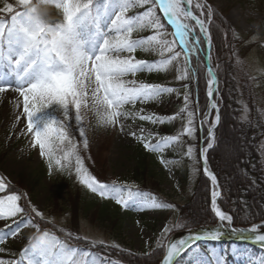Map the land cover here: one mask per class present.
<instances>
[{
  "label": "rangeland",
  "instance_id": "1",
  "mask_svg": "<svg viewBox=\"0 0 264 264\" xmlns=\"http://www.w3.org/2000/svg\"><path fill=\"white\" fill-rule=\"evenodd\" d=\"M200 2L210 6L212 11L216 10L234 30L235 39L238 40L236 48L239 50L235 64L236 78L241 82L242 74H246L250 92L249 99L240 98L241 116L245 121L255 120L264 128V0H200ZM5 3L10 1L0 0V9ZM193 3L195 4L196 0H193ZM147 7H136L138 10L132 8L127 15H139ZM46 10L49 22L56 23L62 20V11L56 9L54 5L48 6ZM156 11L165 25L164 38L169 41L176 39L172 35L174 30L168 25L163 13L159 9ZM194 11L199 15L197 10ZM7 15L10 17V14ZM202 18L206 20L209 31L208 22L211 19H208L207 10ZM149 32L150 30L134 31L131 38L140 39L148 36ZM200 38L204 40L203 34H200ZM207 45L208 43L204 42V60L208 56ZM199 47L202 51V44ZM176 50L181 51L178 40ZM131 55L150 64L155 62L156 65L162 59L158 51L144 49H138ZM164 55L166 57L170 54ZM209 56L210 59L205 60V64L209 63L216 73L211 61V52ZM187 70L188 66L182 54L178 61H174L166 69L142 71L125 76L126 81L155 84L171 88L173 91L164 93L155 100L124 105L121 111L127 114V118L120 117L119 123L115 126H107L101 122L103 109L99 114L91 109L90 96L94 84L86 81V87L89 88V109H82V114L88 140L87 149L83 147L84 138L79 134L78 125L74 120V110L70 112L67 121V125L72 127L78 140L77 152L90 175L101 183H116L130 189L134 194L139 192L149 202L173 207L126 209L113 199L102 198L79 182L74 157L71 164L63 168L55 166L53 162V168L50 170L47 158L39 154V147L32 146L33 136L27 131L23 98L15 91L9 95L8 92L12 90L0 92V177L13 186L16 194H22L19 201L22 207L29 213L35 207L43 214V218L31 213L30 216L18 214L16 217L0 220V235L19 230L17 236H8L5 243L0 244V248L5 249L0 252V259L4 260L5 264H9L10 260L22 259V249L29 246L30 241L42 235L44 231L73 247L89 250L90 253L97 245H104L109 251L119 249L133 254L146 253L163 245L166 248L172 236L188 230H180L177 227L181 222V207L192 198L198 180L202 174L205 175L201 164V152L207 148L209 142L214 145L215 132L219 124L215 127L217 111H210L209 101L202 113L197 110L199 98L193 93L190 73L186 78L178 79ZM208 78L210 79V76ZM185 95L188 96L187 108L194 113L193 126L196 131L192 137L181 135L188 119L187 113L180 114V110L186 107ZM217 106L219 107L218 103ZM205 113L206 116L203 115ZM141 115L158 118L164 123L141 120L139 118ZM212 125L214 140L210 141L208 130ZM131 133H136V136ZM178 135L179 142L172 143L162 152L149 151L143 146L144 142L155 144L161 137ZM140 137H143V140L139 139ZM189 147L193 149L191 157L187 156ZM210 149L204 152L207 159ZM261 152L264 163V138ZM62 155L61 152V155L56 154V157ZM161 159L165 163H161ZM57 169L61 172L57 173ZM32 177L33 179L39 177V184L30 187L22 184L24 182L22 179L25 180L24 183H28V180H33ZM65 177H68L67 181ZM55 182L60 183L59 186L54 185ZM26 221L38 224L40 231L38 232L31 224L25 226ZM165 227L170 231L164 233ZM78 239L87 243L80 245L82 243H78L76 241ZM18 253L21 254V258L16 256ZM236 257L243 262L242 258ZM91 258H94L92 254ZM76 259L84 258L78 255ZM261 260L250 258V261L244 264L252 262L260 264Z\"/></svg>",
  "mask_w": 264,
  "mask_h": 264
},
{
  "label": "snow or ice",
  "instance_id": "2",
  "mask_svg": "<svg viewBox=\"0 0 264 264\" xmlns=\"http://www.w3.org/2000/svg\"><path fill=\"white\" fill-rule=\"evenodd\" d=\"M16 5L21 10H16L13 3H5L0 9V12L10 14V23L0 20V92L12 90L23 98L27 131L33 136L32 146L39 147V154L47 158L49 169L53 168V162L59 168L70 165L74 157L79 182L102 198L113 199L126 209L173 207L149 202L139 192L134 194L116 183H101L90 175L77 152L76 144L72 142L66 122L70 112L74 110V120L80 136L84 138L83 147L87 149L88 140L82 114V109H89V88L86 87V81L94 84L90 96L91 109L98 114L103 109L101 122L107 126L117 125L122 116L127 118V114L121 111L124 105L155 100L164 93L172 92L171 88L148 83L137 84L134 80H124V77L142 71L166 69L174 61H178L182 54L189 68L178 79L186 78L190 72L194 74L196 70L190 68L191 57L199 54V45L202 43L207 42L209 46L211 44L206 20L202 18L207 10L208 19H211V7L200 0H196L195 4L193 0H16ZM50 5L62 11L61 21L51 23L41 15L40 9H47ZM145 6L148 7L139 15H127L130 9ZM157 9L173 27L172 35L176 39L169 41L164 38L165 25L157 15ZM141 30H150L149 35L140 39L131 38L134 31ZM200 34H203L204 40H201ZM177 40L181 51L176 50ZM138 49L158 51L162 59L158 65L136 59L131 54ZM123 53L129 55L124 56ZM165 53L170 55L165 57ZM208 59L210 56L205 57V60ZM197 63L199 64V60ZM206 70L211 77L207 81V95L211 98L216 91L214 85L217 80L210 64H206ZM184 99L186 107L180 110V114L187 113L188 119L181 135L192 137L196 131L193 126L194 113L187 108L188 96L185 95ZM209 106L218 113L216 103H210ZM139 118L152 123H164L152 116L141 115ZM219 120L220 116L217 114L216 123ZM203 122L202 118L201 123ZM212 127L208 130L210 141L214 140ZM131 135L135 137L136 133ZM139 139L143 140V137ZM179 140L180 135L161 137L155 144L144 142L143 146L149 151L162 152ZM62 145H66V149ZM212 147L213 143L209 142L207 148L202 149V154ZM57 151L63 153L59 158L56 157ZM192 154L193 149L189 147L187 156L191 157ZM161 163H165L163 159ZM204 171L212 184L216 185L217 177L208 170L206 157ZM7 189L8 184L0 177V193ZM219 194L218 191L212 193V205L221 226L207 231L208 238L213 240L221 237L223 222L226 221L228 225L232 223V217L216 206ZM21 199L22 194L15 192L0 196V220L31 213L43 218V214L35 207L31 209V213L22 207L19 204ZM29 224L40 231L38 224L25 222V226ZM262 229L264 224L253 225L250 229L232 228V231L239 232L242 238L257 242L264 248ZM18 231L0 235V244L5 243L8 236H17ZM168 231V227L163 230L164 233ZM191 247V237L179 243H169L162 264H175V258ZM3 251L5 249L0 248V252ZM78 255L84 259L77 260ZM22 257L10 260L9 264H97V260L91 258L89 250L73 247L55 235H50L48 231L30 241L29 246L22 249ZM0 264H5L4 260L0 259ZM191 264L210 262L200 259L196 254ZM215 264H225L223 257L218 258ZM260 264H264V259Z\"/></svg>",
  "mask_w": 264,
  "mask_h": 264
},
{
  "label": "trees",
  "instance_id": "3",
  "mask_svg": "<svg viewBox=\"0 0 264 264\" xmlns=\"http://www.w3.org/2000/svg\"><path fill=\"white\" fill-rule=\"evenodd\" d=\"M9 1L13 3L16 10H21L16 5V0ZM0 19H5L10 23L7 13L0 12ZM208 25L211 37V61L219 81L218 93H216L218 98L216 96V99L220 109V122L216 128L215 142L207 153L208 166L219 180L220 208L232 216L235 226L248 227L264 221V163L261 152L264 128L255 120L245 121L241 116L240 98L249 99L250 92L248 76L243 73L241 82L236 78L235 64L239 50L236 48L238 40L235 39L234 30L216 10L212 11ZM204 49L205 46L202 43V51L191 57L192 64L190 65L191 69L196 70L194 74L190 72V76L193 93L199 98L197 110L200 113L205 110L209 101L207 97L209 78L204 60ZM68 131L71 133L72 142L78 147V140L69 124ZM62 147L66 149V145ZM56 154L61 155V152L58 151ZM60 172L57 171V173ZM65 180L67 181L68 177H65ZM22 181L25 182L23 179ZM39 181L40 178L35 177L32 181L28 180V183L23 182L22 184L30 187ZM56 184L58 183L55 182L54 185ZM13 192L17 193L13 186L8 184L7 191L2 194L8 195ZM217 222L218 219L211 209V182L202 174L192 198L181 207V222L178 227L180 230L191 229L215 225ZM43 224L47 225V223ZM76 241L82 243L80 245L87 243L82 239ZM165 251L164 245L146 253L133 254L119 249L109 251L104 245H97L91 254L98 264L101 262L102 264H160ZM196 254L200 259L209 261L210 264H215L220 257H223L225 264H244L248 263L250 258L264 259L262 248L208 241L188 250L177 264H191ZM16 256L21 258L20 253ZM236 256L239 259L242 258L243 262L241 263Z\"/></svg>",
  "mask_w": 264,
  "mask_h": 264
},
{
  "label": "water",
  "instance_id": "4",
  "mask_svg": "<svg viewBox=\"0 0 264 264\" xmlns=\"http://www.w3.org/2000/svg\"><path fill=\"white\" fill-rule=\"evenodd\" d=\"M171 26V25H170ZM219 124V122L218 123H216V125H215V127H217V125ZM204 157H206V155L203 153L202 154V152H201V163H202V168H203V172H204V174H205V171H204ZM207 158V157H206ZM208 161V160H207ZM208 167V166H207ZM208 170L210 171V172H212L214 175H215V173L212 171V170H210L209 168H208ZM205 176L207 177V178H209L206 174H205ZM216 176V175H215ZM217 177V176H216ZM210 179V178H209ZM212 183V182H211ZM211 186H212V184H211ZM216 188H217V190L216 191H218L220 194H219V196L217 197V205L219 206V203H218V200H219V198H220V196H221V188H220V184H219V180H218V178H217V184H216ZM212 190H213V186H212ZM222 210V212H224L225 214H227V215H230L229 213H227L226 211H224L223 209H221ZM212 211L214 212V214H215V211L213 210V207H212ZM216 216V215H215ZM231 216V215H230ZM217 217V216H216ZM232 217V216H231ZM218 218V217H217ZM262 224H264V221H262V222H258V223H255V224H253V225H262ZM253 225H251V226H249V227H237V226H235L234 224H233V218H232V223H231V225H229V228L228 227H226V226H223V228L221 229V231H222V235H221V237L219 238V239H216V240H213V239H210V238H208V236H207V231L208 230H214V229H217V228H220V226H221V223H220V221H219V219H218V223L217 224H215V225H207V226H202V227H197V228H192V229H188V230H186V231H182V232H179V233H177V234H175L174 236H172L171 238H170V240L168 241V243H167V245L169 244V243H179V241H181V240H189V238L191 237L192 238V247H194V246H196V245H198V244H200V243H203V242H208V241H216V242H221V243H236V244H243V245H246V246H251V247H258V248H262L261 246H260V244L259 243H257V242H254V241H252V240H247V239H244V238H242L241 237V235L239 234V232H233L232 231V228H235V229H250ZM262 231H264V229H262ZM196 237H199V239H195ZM191 247V248H192ZM262 249H264V248H262ZM166 250H167V247H166ZM188 249H186L183 253H181V255L180 256H177L176 258H175V264L177 263V261L179 260V258L187 251ZM166 253V252H165ZM163 260V259H162ZM160 264H162V261H161V263Z\"/></svg>",
  "mask_w": 264,
  "mask_h": 264
},
{
  "label": "bare ground",
  "instance_id": "5",
  "mask_svg": "<svg viewBox=\"0 0 264 264\" xmlns=\"http://www.w3.org/2000/svg\"><path fill=\"white\" fill-rule=\"evenodd\" d=\"M173 28V27H172ZM174 30V29H173ZM216 76V75H215ZM216 80H217V78H216ZM217 88V83L214 85V89H216ZM14 92L13 91H11V92H8V94L9 95H11V94H13ZM214 93H215V91H214ZM212 102L214 103V96L212 97ZM209 109H210V111H212V110H214V109H212L210 106H209ZM213 126V125H212ZM214 131V128L212 127V132ZM212 186H213V190H212V193L214 192V191H216V185H213L212 184ZM211 202H212V194H211ZM216 206L219 208V210L220 211H222L221 209H220V207L217 205V198H216ZM212 207H213V205H212ZM214 210V209H213ZM215 211V210H214ZM221 223V222H220ZM223 224H224V226H226V227H228L229 228V225H228V223L225 221V222H223Z\"/></svg>",
  "mask_w": 264,
  "mask_h": 264
},
{
  "label": "clouds",
  "instance_id": "6",
  "mask_svg": "<svg viewBox=\"0 0 264 264\" xmlns=\"http://www.w3.org/2000/svg\"><path fill=\"white\" fill-rule=\"evenodd\" d=\"M40 13H41L42 16H44L45 18H47L48 13H47V10L46 9H40Z\"/></svg>",
  "mask_w": 264,
  "mask_h": 264
}]
</instances>
